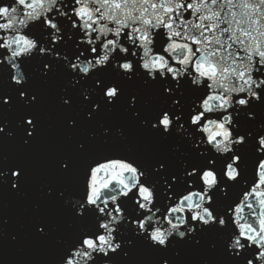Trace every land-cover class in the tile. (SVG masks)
Listing matches in <instances>:
<instances>
[{
    "label": "snow or ice",
    "instance_id": "obj_1",
    "mask_svg": "<svg viewBox=\"0 0 264 264\" xmlns=\"http://www.w3.org/2000/svg\"><path fill=\"white\" fill-rule=\"evenodd\" d=\"M0 192L38 264H264V0H0Z\"/></svg>",
    "mask_w": 264,
    "mask_h": 264
},
{
    "label": "water",
    "instance_id": "obj_2",
    "mask_svg": "<svg viewBox=\"0 0 264 264\" xmlns=\"http://www.w3.org/2000/svg\"><path fill=\"white\" fill-rule=\"evenodd\" d=\"M55 123L53 119V124ZM55 143L62 142V136L54 137ZM10 155H16L13 145L7 146ZM28 212L25 206L13 195L0 192V219L8 223H0V264H38L50 258V252L35 245L25 235ZM17 235L20 239L13 242L11 237Z\"/></svg>",
    "mask_w": 264,
    "mask_h": 264
}]
</instances>
